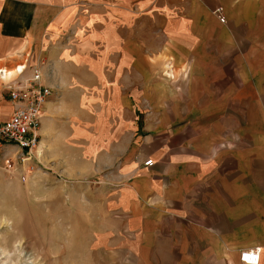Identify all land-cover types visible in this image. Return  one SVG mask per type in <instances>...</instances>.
Segmentation results:
<instances>
[{"label":"crops","instance_id":"crops-1","mask_svg":"<svg viewBox=\"0 0 264 264\" xmlns=\"http://www.w3.org/2000/svg\"><path fill=\"white\" fill-rule=\"evenodd\" d=\"M0 69V121L50 89L18 176L69 179L106 264H264V0H0Z\"/></svg>","mask_w":264,"mask_h":264},{"label":"rangeland","instance_id":"rangeland-1","mask_svg":"<svg viewBox=\"0 0 264 264\" xmlns=\"http://www.w3.org/2000/svg\"><path fill=\"white\" fill-rule=\"evenodd\" d=\"M20 164L7 168L0 156V264H106L93 246L100 225L75 208L71 181L48 182L38 164L21 180Z\"/></svg>","mask_w":264,"mask_h":264},{"label":"built area","instance_id":"built-area-1","mask_svg":"<svg viewBox=\"0 0 264 264\" xmlns=\"http://www.w3.org/2000/svg\"><path fill=\"white\" fill-rule=\"evenodd\" d=\"M214 13L222 22L221 8H215ZM24 68L25 65L14 67L17 75L21 74ZM8 74L9 71L5 72L0 69V78ZM38 79L39 74L34 69L29 78L13 82L16 80L14 78L5 84L8 98L14 104L9 117L0 121V156H3L7 168H11L12 158L20 162L21 166L31 162L32 151H35L38 146L39 135L37 131L42 106L50 94V89L41 85ZM11 81L16 84H11ZM151 163L150 159H145L142 162L144 166H150ZM27 170H31V166L28 165ZM20 178L23 180L24 175H20ZM259 250V245L243 247L238 251V259L241 264H256L259 258Z\"/></svg>","mask_w":264,"mask_h":264},{"label":"bare ground","instance_id":"bare-ground-1","mask_svg":"<svg viewBox=\"0 0 264 264\" xmlns=\"http://www.w3.org/2000/svg\"><path fill=\"white\" fill-rule=\"evenodd\" d=\"M5 71H6V70H5ZM9 73H13V72L9 71ZM16 247H17V246H16ZM16 247H15V248H16Z\"/></svg>","mask_w":264,"mask_h":264}]
</instances>
